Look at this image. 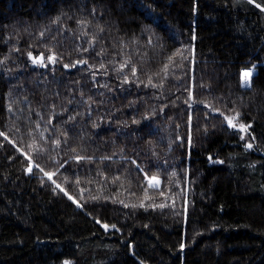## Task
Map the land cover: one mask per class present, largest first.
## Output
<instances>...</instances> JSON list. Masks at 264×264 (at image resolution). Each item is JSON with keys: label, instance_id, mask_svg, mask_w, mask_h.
Listing matches in <instances>:
<instances>
[{"label": "trees", "instance_id": "trees-1", "mask_svg": "<svg viewBox=\"0 0 264 264\" xmlns=\"http://www.w3.org/2000/svg\"><path fill=\"white\" fill-rule=\"evenodd\" d=\"M0 131V264H264V0H0Z\"/></svg>", "mask_w": 264, "mask_h": 264}, {"label": "snow or ice", "instance_id": "snow-or-ice-1", "mask_svg": "<svg viewBox=\"0 0 264 264\" xmlns=\"http://www.w3.org/2000/svg\"><path fill=\"white\" fill-rule=\"evenodd\" d=\"M250 2H252V3H255V0H250ZM256 7H261L260 5H256ZM58 22V21H57ZM41 35H43V33H41ZM29 55H31V54H29ZM177 56H180L181 58L183 57V53L182 52H178L177 54H176ZM33 59V63H36V64H44V58L41 56V57H33L32 58ZM48 59L50 60V61H52V62H55V57L54 56H49L48 57ZM173 58H170V60H172ZM81 62H83V61H81ZM83 63H86V62H83ZM74 66V65H73ZM127 66V63H125V64H122L121 65V68H124V67H126ZM65 67H68V65H65ZM102 67H103V65H102ZM167 68H168V66L166 65L165 66V71H167ZM133 71V75H135V69H133L132 70ZM251 76H252V72L249 70V71H244L243 73H242V81H243V85L245 86V87H250V85H251ZM127 82V81H126ZM150 83H151V81H149ZM157 87H158V85H157ZM186 103H187V101H186ZM209 107H211V106H209ZM214 111H219L218 109H214ZM239 117V113H236L234 116H228V117H225V119H226V122H227V125L229 126V127H232V128H238L239 130H241V131H243V132H247V130H248V128L250 127V125H244V124H236V123H234V121L237 119ZM0 136H2V137H4L5 139H8V137H7V135H6V133H4V132H2V131H0ZM242 139H243V137H241ZM11 143H13V144H15V141H11ZM55 143H56V145L58 146L59 145V143H60V141L59 140H56L55 141ZM246 147L247 148H252L253 147V144H251V143H248L247 145H246ZM36 151H42V149H40V148H36L35 149ZM26 157H27V159H29V160H31V157L30 156H28V154L27 153H25L24 154ZM76 159H78V160H82V159H90V158H87V157H76ZM35 167L37 168V169H39L40 171H43V169H40V166L37 164V165H35ZM27 171L29 172V173H31L32 172V167H28L27 168ZM44 175L45 176H47L49 179H51L52 178V176L54 175V173H48V172H45L44 173ZM145 177L147 178V180H148V186L150 187V188H152V189H158L159 188V186H160V184H161V180H160V178L158 177V176H155V175H153V176H151V177H147V174L145 173ZM53 183H55V181H53ZM76 183H79V181H77ZM56 187L57 188H60V190L61 191H65L63 188H61V186L59 185V184H57L56 185ZM67 194V193H66ZM161 195H164V193L163 192H161ZM69 199H74L73 197H71V196H69ZM92 199H98V197H92ZM148 199H151V197H148ZM75 203H77V206L78 207H83V205H81L80 203H79V201H74ZM122 203V202H121ZM141 206H143V205H141ZM165 207L166 205L165 204H160V205H155V204H153L152 205V207ZM103 226V228L104 229H108L109 228V225H107V224H103L102 225ZM112 227H115V225H112ZM65 264H70V262H68V261H65Z\"/></svg>", "mask_w": 264, "mask_h": 264}, {"label": "rangeland", "instance_id": "rangeland-1", "mask_svg": "<svg viewBox=\"0 0 264 264\" xmlns=\"http://www.w3.org/2000/svg\"><path fill=\"white\" fill-rule=\"evenodd\" d=\"M245 70H246V71H249V70H250V71L252 72V75H253V73H254V68H248V69H245ZM245 70H244V71H245ZM244 71H243V72H244ZM251 77H252V76H251Z\"/></svg>", "mask_w": 264, "mask_h": 264}, {"label": "bare ground", "instance_id": "bare-ground-1", "mask_svg": "<svg viewBox=\"0 0 264 264\" xmlns=\"http://www.w3.org/2000/svg\"><path fill=\"white\" fill-rule=\"evenodd\" d=\"M246 71V70H245Z\"/></svg>", "mask_w": 264, "mask_h": 264}]
</instances>
